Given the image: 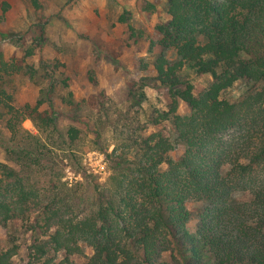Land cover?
Wrapping results in <instances>:
<instances>
[{
  "label": "trees",
  "instance_id": "obj_1",
  "mask_svg": "<svg viewBox=\"0 0 264 264\" xmlns=\"http://www.w3.org/2000/svg\"><path fill=\"white\" fill-rule=\"evenodd\" d=\"M166 6L170 17L155 26L161 38L154 66L173 96L169 110L158 111L171 116L173 139L161 131L124 133L110 155V194L99 193L85 213H73L76 185L55 175V150L71 153L72 145L53 137L68 144L78 129L60 131L53 108L40 111L41 100L15 107L0 89L10 132L3 147L13 163L0 162V225L20 220L35 235L27 264H264V0ZM11 64L1 59L0 68ZM183 68L214 81L196 96L189 82L175 87ZM241 77L257 87L235 102L219 97ZM176 98L190 114H176ZM27 118L39 135L22 127ZM176 144L184 152L174 159L168 153ZM192 200L202 202L195 233L187 227ZM82 243L93 252L76 262L71 257L84 254ZM16 250L1 248L0 264H12Z\"/></svg>",
  "mask_w": 264,
  "mask_h": 264
},
{
  "label": "rangeland",
  "instance_id": "obj_2",
  "mask_svg": "<svg viewBox=\"0 0 264 264\" xmlns=\"http://www.w3.org/2000/svg\"><path fill=\"white\" fill-rule=\"evenodd\" d=\"M39 3L33 7L28 0H0V66L1 59L21 66L19 70L12 64L0 68V89L11 96L15 107L41 100L40 111L53 108L60 131L70 125L78 129L68 144L53 137L60 145H72L71 153L55 150L60 156L55 175L67 186L76 185L79 206L73 213H85L99 193L110 194V155L116 145H121L124 133L136 138L161 131L173 139L171 116L163 119L158 112L168 111L173 102L168 86L156 78L154 60L160 53L156 42L161 34L153 26L154 17L136 20L129 5H122L120 0ZM161 11L167 15L165 19L170 17L166 1ZM166 55L173 59L171 51ZM178 75L182 83L175 87L184 89L189 82L196 96L214 81L210 73L195 74L186 68ZM257 85L241 77L222 89L219 97L235 102ZM176 100V114H190L189 105L181 98ZM4 111L0 107V162L13 165L3 147L10 137ZM22 127L39 135L29 118ZM183 152L184 146L176 144L168 154L177 159ZM201 206L200 201L187 202V227L192 233L198 226ZM34 237L20 220L0 225V249L17 247L12 264H27ZM81 245L84 254L71 257L76 262H83L85 255L93 252L87 244Z\"/></svg>",
  "mask_w": 264,
  "mask_h": 264
},
{
  "label": "crops",
  "instance_id": "obj_3",
  "mask_svg": "<svg viewBox=\"0 0 264 264\" xmlns=\"http://www.w3.org/2000/svg\"><path fill=\"white\" fill-rule=\"evenodd\" d=\"M165 1L166 0H120L122 5H129L128 8L132 11L134 19H139L140 21H142V17H154L155 23H152L153 26H155L157 22L166 20L165 18H167V15H165L163 11H161V8L165 6ZM147 3L148 5H146ZM147 7L151 10L148 11ZM149 23L150 22H148V25Z\"/></svg>",
  "mask_w": 264,
  "mask_h": 264
}]
</instances>
